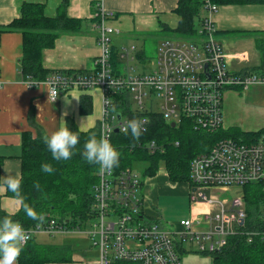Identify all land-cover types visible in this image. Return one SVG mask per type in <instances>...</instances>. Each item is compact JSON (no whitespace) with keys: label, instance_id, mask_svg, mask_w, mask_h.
Listing matches in <instances>:
<instances>
[{"label":"built area","instance_id":"built-area-1","mask_svg":"<svg viewBox=\"0 0 264 264\" xmlns=\"http://www.w3.org/2000/svg\"><path fill=\"white\" fill-rule=\"evenodd\" d=\"M219 7L206 0V14L197 37L161 41L153 70L135 76L118 74L112 68L113 37L120 30L110 24L113 15L102 12L96 23L101 52L95 61V73L76 76L56 73L43 80L29 76L22 83L30 89L47 87L53 103L71 90H102L100 139L108 140L111 146L115 130L127 133L125 128L130 121L110 110L113 105L110 95L115 92L129 93L143 108L148 90L157 94L163 103L161 112L146 114L160 115L173 128H179L184 120H193L197 129L221 132L224 130L226 92L264 87V76L250 70L239 73L231 70L230 56L216 37L214 17ZM135 52L136 47L124 48L120 57L126 62L133 61ZM235 57L241 62L248 60L244 54ZM139 124L142 133H147L151 119L144 116ZM143 146L152 155L166 150L155 139L135 145L137 148ZM98 178L93 188L88 231L84 232L97 250L96 264H184V256L192 249L197 254H219L227 246L228 238L238 234L239 227L245 225H240L247 217L244 195L229 201L219 193L260 184L264 194V134L249 142L221 140L210 152L192 160L189 187L190 201L195 208L189 218L176 224L163 223L149 215L142 192L143 175L135 167L120 172L116 166L111 170L99 169ZM25 230L29 238L23 246L38 234L82 231H68L65 223L56 220Z\"/></svg>","mask_w":264,"mask_h":264},{"label":"trees","instance_id":"trees-1","mask_svg":"<svg viewBox=\"0 0 264 264\" xmlns=\"http://www.w3.org/2000/svg\"><path fill=\"white\" fill-rule=\"evenodd\" d=\"M219 6L264 5V0H211ZM206 0H179L176 14L180 17L179 26L174 32L177 39H195L202 19ZM68 0L61 6V12L55 18L46 17L45 8L40 4L25 3L20 9V17L15 19L0 32H22L21 71L24 78L31 76L37 80L46 79L52 74L90 75L85 72L56 71L49 72L43 67V55L47 49H53L61 31L77 32L83 22L67 16ZM264 33L256 37L255 46L261 56L260 64L250 69L264 76ZM119 53L113 52L112 60L119 66ZM119 73V72H118ZM113 105L110 110L114 114L127 117L130 121L138 122L144 116L151 119L150 129L138 138L127 133H114L112 147L119 154L117 172L124 168L138 164L147 165L143 175L154 177L159 171L160 164L165 163V170L170 182L190 184V165L192 160L201 154L208 153L218 142L234 139L243 142L252 141L263 134L264 129L257 132H244L239 128H230L221 132L210 133L195 128L193 120H184L179 128H173L164 122L157 114H140L131 109L129 93L115 92L110 95ZM83 114L91 113V99L84 97L81 102ZM68 127L79 137V143L74 154L68 160L55 161L44 143L46 135L24 133L22 138L23 152L21 191L24 203H27L42 220H32L24 212L22 204L20 210L13 215L0 212V219L5 216L20 222L24 229H32L46 221L56 220L64 224L68 231H78L86 228L90 219L93 205V188L98 183V164L88 163L82 156L84 144L91 136L100 139V124L87 132L78 130L73 120H69ZM157 140L164 145L165 153L150 154L146 147H135L138 142L146 143ZM176 143L179 145L177 146ZM50 163L55 171L44 173L41 165ZM39 185V188L36 186ZM247 201V217L239 233L228 238V243L219 254L213 255L210 264H264V218L262 213V186L248 185L243 188ZM8 195L14 194L8 190ZM75 251L71 244L48 245L39 243L36 237L23 246L18 264H69L74 261Z\"/></svg>","mask_w":264,"mask_h":264},{"label":"crops","instance_id":"crops-1","mask_svg":"<svg viewBox=\"0 0 264 264\" xmlns=\"http://www.w3.org/2000/svg\"><path fill=\"white\" fill-rule=\"evenodd\" d=\"M64 1L0 0V29L21 16L20 9L25 3L43 5L46 17L55 18L61 12ZM178 4L179 0H68L65 14L69 18L81 20L82 27L77 32L61 31L55 47L44 51L43 67L49 72L95 73V61L101 52L96 23L102 12H105L113 15L110 24L120 30L113 37L112 45L113 52L119 53L120 64L117 66L112 60V68L118 74H127L132 69V63H142L145 58L143 49L130 44L131 41L161 33H174L172 31L177 29L180 22V17L176 14ZM219 8L214 17L216 37L230 56L231 70L239 73L250 70L248 67L258 66L261 56L256 49L255 40L264 33V5H228ZM205 14L203 10L200 20ZM22 45V32H0V212L9 215L20 210L21 202L8 195L4 177L15 176L21 179L23 134L27 132L34 137L37 134L50 136L63 122L68 126L69 120H73L78 130L87 132L98 127L103 115L104 94L100 89L71 90L63 94L57 103H53L47 87L30 89L23 85ZM130 47H136L135 60L126 62L121 59L120 54L124 48ZM237 54H244L248 60L238 61L235 57ZM252 90H247L252 98H261L255 110V121L247 124V130H242L243 123L234 117L239 113L237 107L240 98L230 92L224 99V130L239 128L244 132H257L264 129V87H254ZM85 96L91 99L93 111L89 114L80 111ZM167 175L166 172L169 180ZM152 182V177L147 184L143 181L142 192L147 198L148 209L154 207L153 200L156 198V192H151V187L154 186ZM176 184L189 189L190 199L189 185ZM193 208L195 206L189 201V212L185 218L191 216Z\"/></svg>","mask_w":264,"mask_h":264},{"label":"rangeland","instance_id":"rangeland-1","mask_svg":"<svg viewBox=\"0 0 264 264\" xmlns=\"http://www.w3.org/2000/svg\"><path fill=\"white\" fill-rule=\"evenodd\" d=\"M166 38L177 39L178 36L174 33L167 32L131 41L130 44L138 46L141 50L143 49V51L145 52V58L142 63H132V69L129 71V74L135 76L139 74L150 73L155 67L161 41L165 40ZM254 63L255 62L253 61L252 65H254ZM252 89H254L253 86L251 87V90ZM230 92H234V94L238 95L240 98V102H238L239 104L237 107L239 113L234 117L243 123L242 130H247V124L255 121V110L257 109L258 101L261 98H258L257 96L255 98H252L250 92H245L242 89L228 91L225 97ZM147 94L148 96L144 99L143 108L138 104L136 100L134 101L131 97V109L133 112H137L140 114H146L149 111L161 112V106L163 103L162 99L157 94H151L148 90ZM231 108H233V106ZM164 164L165 163L160 164L157 176L153 177L152 183L154 184V186L151 187V192H156V198L153 200L154 207H151L147 210L150 216L153 218H160V220L169 222V224H176L180 220H182V218H185L188 215L190 201L189 189H187L184 185L172 183L167 180ZM134 167L136 168L138 173L143 175V172L147 168V165L138 164ZM143 177L144 183L147 184L150 177H146L144 175ZM206 193L209 194L210 192L207 191ZM229 193L230 194H227L226 197L229 200H232L234 197L240 196L242 194V189H234ZM86 231H88V228H84L81 232H76V234H38L36 235V240L39 243L48 245L71 244L75 251V255L74 261L69 264H94L95 260L97 261L98 259V253L97 250L92 247L93 242L87 236H85L84 232ZM212 260L213 258H211V256L201 253L197 254L196 250L192 249L189 254L184 256L183 263L210 264Z\"/></svg>","mask_w":264,"mask_h":264},{"label":"clouds","instance_id":"clouds-1","mask_svg":"<svg viewBox=\"0 0 264 264\" xmlns=\"http://www.w3.org/2000/svg\"><path fill=\"white\" fill-rule=\"evenodd\" d=\"M129 129L131 135L135 138H138L142 134L137 120L128 122L125 131ZM44 143L50 151L53 160L66 161L74 154V150L79 143V137L63 122L55 132L44 138ZM81 154L88 163L98 164L101 171L111 170L113 167L119 165V152L111 146L108 140L103 138L98 140L95 136H91L84 144V150ZM41 169L47 174H52L55 171L50 163L42 164ZM4 184L14 194V198L21 202L25 214L30 219H43L41 214H38L27 203H24L19 178L6 176L4 177ZM36 187L39 188V185ZM28 238L26 230L20 222L8 216L0 219V264H16L23 250V242Z\"/></svg>","mask_w":264,"mask_h":264},{"label":"bare ground","instance_id":"bare-ground-1","mask_svg":"<svg viewBox=\"0 0 264 264\" xmlns=\"http://www.w3.org/2000/svg\"><path fill=\"white\" fill-rule=\"evenodd\" d=\"M263 134H264V131H263ZM263 134H261V135H263ZM261 135H259V137H261ZM259 137H258V138H259ZM251 185H257V184H251ZM251 185H250V186H251ZM259 185H260V184H259ZM246 186H248V185H246ZM244 187H245V186H244ZM244 187H241V188H238V187L236 188V187H235V188H232L231 190H233V189H243ZM231 190H229V191H231ZM229 191L224 192V193H221V192H220L219 194H221V196H222L223 199L225 198V199L229 200V199L226 197V195H227V193H228ZM209 192H210V191H209ZM210 193H211V192H210ZM210 193H209V194H210ZM224 194H226V195H224ZM241 195H244V198H245V194H244V193L241 194ZM241 195H240V196H241ZM229 201H231V200H229ZM245 201H246V199H245ZM246 213H247V201H246ZM262 213H263V218H264V194H263V200H262ZM242 221H243V223H242ZM242 221H241V223H240L241 226L244 225V223H246L245 220H242ZM262 233H263V235H264V231H263ZM204 255H206V254H204ZM209 256H210V255H209ZM212 256H213V255H212ZM212 256H211V257H212Z\"/></svg>","mask_w":264,"mask_h":264},{"label":"water","instance_id":"water-1","mask_svg":"<svg viewBox=\"0 0 264 264\" xmlns=\"http://www.w3.org/2000/svg\"><path fill=\"white\" fill-rule=\"evenodd\" d=\"M119 120H120V116H119ZM115 132L119 133V129H116ZM242 223H243V221H242Z\"/></svg>","mask_w":264,"mask_h":264},{"label":"flooded vegetation","instance_id":"flooded-vegetation-1","mask_svg":"<svg viewBox=\"0 0 264 264\" xmlns=\"http://www.w3.org/2000/svg\"><path fill=\"white\" fill-rule=\"evenodd\" d=\"M147 207H148V205H147Z\"/></svg>","mask_w":264,"mask_h":264}]
</instances>
